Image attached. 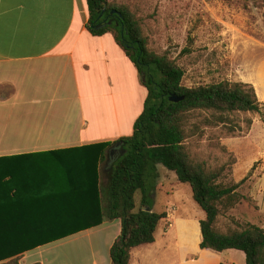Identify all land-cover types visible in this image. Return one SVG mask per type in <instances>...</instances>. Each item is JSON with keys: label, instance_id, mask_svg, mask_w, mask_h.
<instances>
[{"label": "crops", "instance_id": "obj_1", "mask_svg": "<svg viewBox=\"0 0 264 264\" xmlns=\"http://www.w3.org/2000/svg\"><path fill=\"white\" fill-rule=\"evenodd\" d=\"M88 21L86 0H0V158H6L0 159V167H7L8 178L24 183L21 191L9 192L15 196L0 227L81 231L24 253L19 264H69L45 248L82 235H109L103 254H93L90 264H112L110 251L121 233V220L87 224L93 219L88 216L98 211L93 186L97 145L113 144L107 161L97 167L100 184L122 153L118 141L133 135L148 93L116 30L93 36ZM128 76L142 96L127 133L119 125L127 119ZM252 81L264 106V92ZM100 99L108 103L107 114L88 116L84 102ZM170 175L165 170L164 177ZM160 178L154 199L167 183ZM173 179L166 193L169 207L162 211L168 218L161 222L154 244L132 251L130 264H246L236 250L201 248L200 223L206 214L199 206L180 213L174 200H180L183 184L177 176Z\"/></svg>", "mask_w": 264, "mask_h": 264}, {"label": "trees", "instance_id": "obj_2", "mask_svg": "<svg viewBox=\"0 0 264 264\" xmlns=\"http://www.w3.org/2000/svg\"><path fill=\"white\" fill-rule=\"evenodd\" d=\"M86 3L89 11L88 31L100 37L114 26L117 41L128 59L139 73L145 74L144 85L148 93L144 110L134 124L133 135L118 141L122 153L113 163L106 180L100 184L97 167L99 163L107 161L108 149L113 144L97 145L100 151L96 158L93 186L98 211L88 216L93 219L87 224L97 227L105 221L121 220V233L110 251L112 264H130L132 251L154 244L161 222L168 218L167 212L157 213L153 211L152 205L160 178V166L174 173L181 184L191 187L194 201L205 212L206 218L200 223L202 249L219 253L242 251L246 256V264H264L263 228L250 225L244 230L228 234L216 230L219 206L226 199L234 198L238 185L222 187L217 183L218 172H210L191 159L185 147L183 128L187 114L194 110L263 114L264 106L259 102L255 88L231 82L193 88L184 86V71L168 55H158L149 49L140 20L126 7L110 3L109 0H86ZM105 23L111 25L96 30V27ZM171 95L183 100L170 102ZM7 175V167H0V222L7 221L8 208L13 203L15 195L11 196L9 192L24 188L23 182L14 176L8 178ZM85 185L86 181L80 188L83 189ZM91 186L90 183L88 188ZM137 193L141 195L140 207L135 201ZM145 207H151V211L145 212ZM80 232L12 231L0 227V264H19L24 253Z\"/></svg>", "mask_w": 264, "mask_h": 264}, {"label": "rangeland", "instance_id": "obj_3", "mask_svg": "<svg viewBox=\"0 0 264 264\" xmlns=\"http://www.w3.org/2000/svg\"><path fill=\"white\" fill-rule=\"evenodd\" d=\"M109 2L126 7L140 20L149 49L174 60L184 71V86L193 88L231 82L255 88L253 78L260 93L264 92V70H260L264 65V0ZM255 91L258 97L256 88ZM141 96L128 76L127 110L122 108L127 112V119L119 125L121 131L129 132L131 116L139 109ZM107 105L102 99L92 104L84 102L88 116L96 119L107 114ZM183 128L185 147L191 159L210 172H218L217 183L222 187L238 185L234 198L226 199L219 206L216 230L228 234L250 225L264 229V111L257 114L194 110L187 114ZM160 168V182L165 179L167 183L161 184L162 191L159 189L157 199H153L157 213L169 207L166 193L172 189L176 176L171 173L170 178H165L166 169ZM181 188L180 200H174L180 213L199 209L191 187L183 184ZM135 201L140 207V193L136 194ZM108 237L82 235L45 249L54 250L53 256L69 264H90L93 254H103ZM234 253L245 260L242 251Z\"/></svg>", "mask_w": 264, "mask_h": 264}, {"label": "water", "instance_id": "obj_4", "mask_svg": "<svg viewBox=\"0 0 264 264\" xmlns=\"http://www.w3.org/2000/svg\"><path fill=\"white\" fill-rule=\"evenodd\" d=\"M112 14H116V12H112ZM109 25H111V23L102 24V25L96 27V30L104 29V28H106ZM142 77H143V79H145V74H142ZM169 100H170V102L178 103V102L182 101L183 98H178L176 95H171L169 97ZM143 210L145 212H149V211H151V207H145V208H143Z\"/></svg>", "mask_w": 264, "mask_h": 264}]
</instances>
